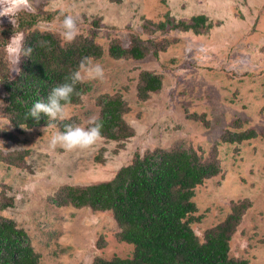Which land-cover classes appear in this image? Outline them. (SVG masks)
Instances as JSON below:
<instances>
[{"label": "rangeland", "instance_id": "rangeland-1", "mask_svg": "<svg viewBox=\"0 0 264 264\" xmlns=\"http://www.w3.org/2000/svg\"><path fill=\"white\" fill-rule=\"evenodd\" d=\"M21 10L72 14L79 34L94 36L103 47V55L93 62L102 65L105 78H85L92 90L80 105L68 106L66 119L77 117L80 126L87 127L89 120L99 117L96 98L119 93L129 106L124 118L134 131L123 143L103 138L88 150L67 151L50 146L59 132L56 126L20 133L0 106V154L24 153L22 161L10 157L17 164L0 162V202L9 206L1 215L27 232L41 256L39 264L131 257L133 245L117 239L112 213L56 207L49 198L65 184L110 181L136 152L179 142L206 159L215 153L221 164L218 176L196 188V216L202 219L192 222L195 233L202 238L206 229L226 218L233 202L249 199L253 205L231 240L230 255L264 264V0H59L55 9L52 0H0V30L14 25ZM166 14L177 21L203 14L212 28L201 34L144 29L146 21L164 22ZM62 21L58 15L35 28L62 36ZM132 33L165 48L156 55L152 48L142 60L112 58L111 40L128 46ZM25 41L24 34H17L7 46L13 77L19 72ZM144 70L160 74L163 85L159 93L141 101L137 87ZM3 95L0 89V98ZM227 129H254L258 137L240 144L221 142Z\"/></svg>", "mask_w": 264, "mask_h": 264}, {"label": "trees", "instance_id": "trees-1", "mask_svg": "<svg viewBox=\"0 0 264 264\" xmlns=\"http://www.w3.org/2000/svg\"><path fill=\"white\" fill-rule=\"evenodd\" d=\"M42 11L21 10L16 14L14 25L8 24L0 30V89L4 93L0 106L20 133L25 129L21 125L27 129L56 126L59 132L64 130L65 124L80 125L77 117L48 121L42 114L40 122L36 123L26 118V114L35 101H46L52 88L78 69L83 57L98 59L104 53L94 36L79 34L68 43L51 31L37 30L35 26L40 21L49 22L58 15L64 18L59 10ZM94 24L96 27L99 25ZM151 27L162 33L178 30L201 34L210 31L212 24L203 14L192 16L189 21H177L166 14L164 22L154 24L146 21L144 29ZM17 34L25 35V48L30 46L33 51L30 57L21 55L19 72L13 77L6 49ZM44 41L47 44L41 47L40 42ZM129 41L128 46H124L117 38L111 40L108 54L115 59L142 60L152 48L156 49L155 55L158 49L165 48L159 47L161 42L151 38L143 40L135 33L130 35ZM162 85L160 74L142 71L137 87L139 100H147L152 94L159 93ZM76 90L81 95H73L70 104L73 106L82 103V98L91 92L92 86L83 82L76 86ZM96 104L100 109L96 120L103 124V138L123 143L133 136L134 131L124 118L129 106L121 94H102L96 98ZM4 135L10 137L6 132ZM256 137L258 132L254 129H227L221 136V142L240 144ZM12 156H18L19 161L24 159V153L14 152L7 156L0 154V162L17 164L10 159ZM220 173L221 164L215 153L206 159L194 148L179 142L166 149L136 152L130 164L119 169L110 181L89 185L65 184L49 201L56 207L72 206L112 213L119 228L117 239L133 245L132 256H115L109 260L95 257L92 264H249L247 259L230 255L231 240L253 205L249 199L233 202L226 218L206 229L202 238L192 228V222L202 219V215L196 216L199 211L194 201L196 188ZM1 201L0 264H39L41 256L27 232L14 220L1 215V211L9 207L5 200Z\"/></svg>", "mask_w": 264, "mask_h": 264}, {"label": "clouds", "instance_id": "clouds-1", "mask_svg": "<svg viewBox=\"0 0 264 264\" xmlns=\"http://www.w3.org/2000/svg\"><path fill=\"white\" fill-rule=\"evenodd\" d=\"M59 0H52V7L55 9ZM63 14V10H62ZM0 15H3L0 12ZM13 23L14 20H12ZM62 38L71 43L79 35L80 29L77 19L72 14H64L62 21ZM47 42H40V46H46ZM33 49L29 46L22 49V55L30 57ZM85 78L103 80L105 70L99 63H94L91 57H83L78 69L71 72L65 81L52 88L47 100H37L26 114V118H31L39 123L42 114L48 121L57 119L64 120L67 117L68 106L72 102L73 95L80 96L81 93L76 90V86L84 82ZM88 127L75 124H65L64 130L54 135L50 141V146L55 148L60 146L67 151L88 150L96 146L102 139L103 124L96 119L89 120ZM27 129V126L21 125ZM44 130V129H43Z\"/></svg>", "mask_w": 264, "mask_h": 264}]
</instances>
